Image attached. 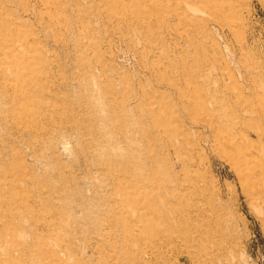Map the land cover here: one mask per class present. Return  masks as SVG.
Masks as SVG:
<instances>
[{
  "label": "rangeland",
  "instance_id": "374dc122",
  "mask_svg": "<svg viewBox=\"0 0 264 264\" xmlns=\"http://www.w3.org/2000/svg\"><path fill=\"white\" fill-rule=\"evenodd\" d=\"M263 137L264 0H0V264H264Z\"/></svg>",
  "mask_w": 264,
  "mask_h": 264
},
{
  "label": "bare ground",
  "instance_id": "6f19581e",
  "mask_svg": "<svg viewBox=\"0 0 264 264\" xmlns=\"http://www.w3.org/2000/svg\"><path fill=\"white\" fill-rule=\"evenodd\" d=\"M184 1V0H182ZM264 138V137H263ZM264 141V140H263ZM262 142V141H261ZM251 144H254V143H251ZM249 156V155H248ZM259 156V155H258ZM246 157V156H245ZM253 159V156H249V158ZM260 158V156H259ZM250 160V159H249ZM260 160V159H259ZM247 162V161H246ZM252 163V162H251ZM256 163V162H255ZM262 163V162H261ZM253 164V163H252ZM249 170V169H248ZM250 172H251V175L250 176V181L252 184L254 185H263L264 186V169H260V170H256L253 166L251 167L250 169ZM257 173V174H255ZM257 175L259 177H257ZM249 176V175H248ZM263 180V181H262ZM257 188V187H256ZM260 188V187H259ZM261 189V188H260ZM264 189V188H263ZM263 191V190H262ZM257 192V191H256ZM263 195H264V192H263Z\"/></svg>",
  "mask_w": 264,
  "mask_h": 264
}]
</instances>
